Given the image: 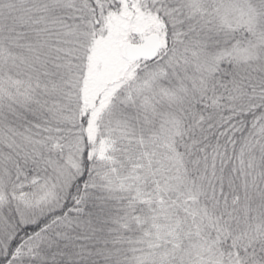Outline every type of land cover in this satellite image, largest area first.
<instances>
[{
  "label": "snow or ice",
  "instance_id": "obj_1",
  "mask_svg": "<svg viewBox=\"0 0 264 264\" xmlns=\"http://www.w3.org/2000/svg\"><path fill=\"white\" fill-rule=\"evenodd\" d=\"M0 264H264V0H0Z\"/></svg>",
  "mask_w": 264,
  "mask_h": 264
}]
</instances>
